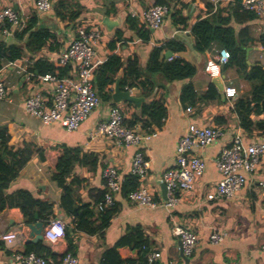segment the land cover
Listing matches in <instances>:
<instances>
[{
    "label": "crops",
    "instance_id": "crops-1",
    "mask_svg": "<svg viewBox=\"0 0 264 264\" xmlns=\"http://www.w3.org/2000/svg\"><path fill=\"white\" fill-rule=\"evenodd\" d=\"M52 1V11L39 13L34 0H0V10L13 7L22 16L25 26L36 17L37 28H48L54 34L40 52L18 59L19 63L29 60L30 69L37 59L48 60L65 50L79 25L98 24L103 31V38L97 47V53L105 61L115 54L125 60V63L129 58L138 57L141 69L144 70L152 49L174 39L185 44L187 49L173 53V56L191 62L197 68L196 75L191 79L195 90L204 94L214 88L213 93L217 94L215 99L184 103L181 92L189 80L169 82L160 73L152 76L156 82L153 97L164 98L167 118L162 128L154 127L153 133L156 135L147 139L141 148L150 162L149 175L144 184L157 202L165 201L161 186L162 175L175 167L177 144L189 124L221 127L225 130V135L200 152L207 163L205 174L196 182L192 192L182 195L180 202L172 210L162 206H138L128 196H124L121 190L115 196L119 211L105 230L92 234L77 230L76 222L84 206L89 205L95 212V217L102 212L98 210V204L101 202L99 193L107 191L104 169L116 167L125 177L132 172L133 160L138 151L136 146H118L107 136L90 140L89 132L108 118L112 107H120L127 120H131L140 113L142 104L151 98H146L138 87L130 90L134 96L144 98L140 107L132 102H116L113 97L112 101L101 98L100 106L77 130L70 132L61 122L46 124L26 110L27 98L36 92H42L51 102L53 86L42 84L37 78L28 82L16 67L9 62L4 63L2 76L10 91L7 97L0 99V126L8 127L11 145L21 146L25 142H32L43 150V157L36 154L12 182L8 192L24 189L36 198L54 203V215L46 221V225L53 218H61L67 224V235L58 242L51 243L44 238L39 241L47 248L44 255L53 259L54 264H61L66 252L77 256L79 264H101L107 249L114 246L131 228L140 226L152 242L151 252L161 254L154 261L159 264H264V186L261 184L264 182V156L256 173L249 177V182L233 198L217 201L207 199V195L215 190L222 179L216 160L222 148L230 144L232 134L242 130L246 141L264 140V134L260 132L255 131L254 136L249 135L240 126L235 112L236 100L251 90V84L240 76L236 66L218 65L217 55L222 49L220 43H212L210 49L200 53L196 50L192 33V27L198 20L220 14V18H229L228 24L234 29L236 41L245 45L246 62L251 65L264 63V49L257 41L264 33V18L243 21L241 11L236 9L240 4L239 0H173L172 6L182 8L183 15L188 17L187 27L175 25L169 9L163 26L151 30L150 41L144 42L130 28L127 20L130 16L138 19L133 16L134 13L139 14L155 5L156 0H78L84 6V11L73 24H68L57 16L55 5L60 0ZM106 17L116 25L108 26L105 23ZM118 30L122 31L120 37L117 35ZM252 39L256 42H252ZM0 42L10 44L18 43V40L16 35L5 39L0 32ZM23 43L24 40L20 41V44ZM165 53L163 56L166 58ZM71 67L69 73L74 74L75 69ZM122 76L123 71L118 74L117 81ZM116 82L108 87L113 94ZM231 85L237 88L238 94L229 99L224 94V88ZM189 106L192 107L191 112L187 111ZM66 149H78L80 152L72 172L66 178L67 184L76 194L77 204L71 213L60 208L63 188L54 178L59 159ZM99 224L98 220L96 225ZM176 225L189 227L198 235L194 254L189 260L182 256L180 238L175 234ZM215 228L222 230L225 235L220 244H212L209 239ZM14 230L19 231L21 237L16 245H25L26 250L28 245H36L25 244L30 236L21 209L6 208L0 212V234ZM15 246L7 247L3 242L0 243V264H15ZM118 250L124 260L122 264H131L129 261L140 257V251L129 246Z\"/></svg>",
    "mask_w": 264,
    "mask_h": 264
},
{
    "label": "built area",
    "instance_id": "built-area-1",
    "mask_svg": "<svg viewBox=\"0 0 264 264\" xmlns=\"http://www.w3.org/2000/svg\"><path fill=\"white\" fill-rule=\"evenodd\" d=\"M128 1V0H124ZM218 1V0H212ZM39 13H48L53 10L52 0H34ZM242 9L254 12L258 18H264V0H240ZM169 8L165 5H152L142 12L134 13V17L140 20L141 25L156 30L163 26ZM0 27L2 35L14 36L16 31L25 27L22 16L13 8L6 7L0 10ZM103 38V31L97 25H79L69 46L60 52L57 57L48 60L55 66V72L36 75L30 61L19 63V60L9 62L16 67L19 73L24 74L25 80L34 81L36 78L42 84L53 86V98L51 102L42 93L36 92L29 96L25 102L26 110L30 114L39 117L44 123L61 122L66 130H77L81 124L101 104V97L95 89L96 70L105 60L98 56L97 47ZM173 56L169 57V60ZM231 53L222 48L217 55V63L226 66L230 63ZM24 62V61H23ZM73 66L74 74L60 76V70ZM0 69V99L7 97L10 88L2 76ZM224 94L232 99L238 91L234 86L224 88ZM188 112L192 107L187 108ZM126 115L120 107H112L106 120L97 124L89 132V139L95 140L101 136L111 138L118 146H136L132 174L139 177L140 186L133 191L129 198L132 202L142 207H166L170 210L176 207L184 193L192 192L196 182L205 174L207 163L200 152L225 135L221 127L189 124L186 133L180 138L176 150V165L166 170L162 175V181L166 184L167 199L159 203L155 200L151 190L144 184L149 175L150 162L141 146L145 141L156 134H146L141 125L130 126L126 123ZM242 130L232 134L230 144L224 146L217 157L216 164L222 179L215 190L207 195L208 201L233 198L248 182L249 177L256 173L264 156V140L246 141ZM107 191L104 200L98 204V210L111 208L115 205V196L121 192L125 177L116 167L109 166L104 169ZM264 186V182H261ZM67 224L61 218L51 219L45 226L43 238L51 243H56L66 236ZM175 234L181 241V250L185 257H192L198 241V235L189 227L176 225ZM17 230L0 234V243L7 247H13L20 240ZM225 238L222 230L215 228L210 235L212 244H220ZM15 264H54V260L35 252L13 255ZM161 257L159 252H150L148 261L153 263ZM61 264H79V259L72 252H66Z\"/></svg>",
    "mask_w": 264,
    "mask_h": 264
},
{
    "label": "trees",
    "instance_id": "trees-1",
    "mask_svg": "<svg viewBox=\"0 0 264 264\" xmlns=\"http://www.w3.org/2000/svg\"><path fill=\"white\" fill-rule=\"evenodd\" d=\"M173 0H156L155 5H165L170 9V14L175 25L187 27L188 17H185L182 8L177 5L172 6ZM240 2V0H239ZM237 11H241L243 21L254 20L258 18L257 14L244 10L241 4L237 6ZM55 11L59 18L68 24L76 23L84 11V6L78 0H60L55 5ZM220 14L206 17L198 20L192 27V33L195 37V47L200 53H205L212 43L218 42L222 48H226L231 53L230 63L228 65L236 66L240 76L249 81L251 90L241 95L235 102V112L238 115L240 126L254 136L255 131L264 134V63L257 62L253 65L245 60V45L238 43L234 35V29L228 24L229 18H220ZM131 29L136 31L137 36L144 42L151 39V29L139 24V20L133 17L128 18ZM37 18L29 20L28 24L22 29L15 32L18 43L0 42V69L4 63L13 62L28 55H34L40 52L47 43L54 37V34L48 28H37ZM2 28L0 27V32ZM117 35L122 36V31L118 30ZM20 44V41H23ZM254 41L253 39L251 40ZM250 41V43H251ZM264 49V33L257 40ZM256 42V41H254ZM247 45V44H246ZM112 46V45H111ZM185 44L174 39L155 46L149 57L146 69L142 70L138 57L129 58L125 63L118 55L109 56L108 59L96 70L94 80L95 89L102 99L112 101L113 93L109 86L113 85L118 74L123 71L120 78L122 90H130L138 87L146 98L151 100L144 102L140 113L133 119L126 120L130 126H136L140 123L144 133L152 134L154 127L162 128L167 118V107L164 98L153 97L156 88V82L152 76L162 74L169 82L176 80H189L181 92V100L184 103L197 102L200 100H213L217 97L214 94V88L210 91L199 94L191 82L196 75V66L181 58L173 56L171 60L165 58L164 52L172 51L179 53L185 51ZM33 72L36 75L55 72V66L47 59L39 58L33 64ZM72 67L62 68L60 76H66ZM153 97V98H152ZM115 104L114 102H112ZM11 135L6 125L0 126V212L6 208L18 207L24 214L26 224L35 223L36 214L43 221H47L54 215V203L44 199L36 198L33 194L24 189H18L8 192L12 182L19 176L22 169L39 154L43 157V150L32 142H25L21 146L11 145ZM63 156L59 159L57 172L54 174L55 180L63 188L60 208L71 213L77 204L74 189L67 184L66 178L72 172L74 165L80 154L78 149H66ZM139 177L130 173L125 176L122 184V193L128 196L139 188ZM100 201L104 199L105 192H100ZM103 194V195H102ZM119 211V206L115 202L111 208H105L98 217L90 209L89 205L84 206L76 222V229L87 233H97L105 230L111 223L113 216ZM99 225H96L97 221ZM67 233V232H66ZM67 235V234H66ZM26 253L35 252L45 256L44 251L47 248L42 242L36 245H28ZM129 246L132 249L140 251L138 260L129 261L131 264H159L158 262L150 263L148 254L152 251V242L145 236L142 227L136 226L126 232L119 241L105 251V257L101 264H122L124 262L119 255V248Z\"/></svg>",
    "mask_w": 264,
    "mask_h": 264
},
{
    "label": "water",
    "instance_id": "water-1",
    "mask_svg": "<svg viewBox=\"0 0 264 264\" xmlns=\"http://www.w3.org/2000/svg\"><path fill=\"white\" fill-rule=\"evenodd\" d=\"M105 23L108 26H113L116 25V23L114 21L109 20L108 17L105 18ZM152 31H154L153 29H151ZM166 58H169L171 56H173V52L172 51H167L165 53ZM215 80V79H214ZM133 91L131 90H122L121 86H120V80H118L116 82V88H115V92L113 94V99L116 102H121V101H127V102H132L134 103L136 106L140 107L142 102L144 101V98L142 97H138V96H134ZM162 190H163V196L165 199H167V188H166V184L164 182H162ZM76 212V211H75ZM36 222L35 223H31L27 225V228L29 229V236L30 238L26 241L25 244H29V243H33V244H37L39 243V241L43 240V232L46 226V221H43L39 218V215L36 214ZM180 245H181V241H180ZM14 251L15 252H21V253H26L27 250L25 248V245H16L14 247ZM182 256L185 260H189V257H185L182 253Z\"/></svg>",
    "mask_w": 264,
    "mask_h": 264
}]
</instances>
